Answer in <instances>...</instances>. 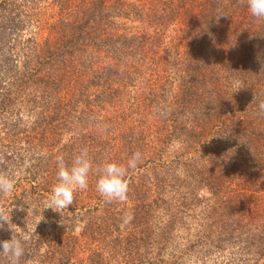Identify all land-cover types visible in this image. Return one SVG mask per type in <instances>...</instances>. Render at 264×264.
Returning <instances> with one entry per match:
<instances>
[{"label": "rangeland", "instance_id": "1", "mask_svg": "<svg viewBox=\"0 0 264 264\" xmlns=\"http://www.w3.org/2000/svg\"><path fill=\"white\" fill-rule=\"evenodd\" d=\"M115 1L122 4L124 13L129 14L115 18L118 25H126V29L120 28L119 32L159 34L162 37L158 52L150 53L154 62L148 67L146 76L141 74L132 78L130 73L125 77V71L131 72L132 66L124 68V65L114 72L118 75L113 76L112 70L108 71L105 66L102 70L104 79L94 85L91 84V72L87 71L81 79L80 83H83L78 86L83 97H76L75 102L63 100L64 103L69 101L68 105L71 102L77 111L67 107V110L58 112L52 107L64 98V90L55 89L52 100L47 95L43 98L41 92L36 102L26 98L33 94L30 91L23 94L29 86L19 82L22 74L27 75L29 71L27 68L25 72L26 68L21 66L23 57L17 64L20 67L0 60L3 69H10L7 81L14 80L11 88L20 92V99H32L27 103L26 100L14 103V108L3 113L5 115L0 113V172L15 179V190L0 200V207L8 215L13 231L29 236L20 264H226L231 249L235 247L233 251L236 252L240 247L236 245L238 239L242 238L251 249L256 246L253 251H259L256 259L259 258L264 253L261 244L264 243V188L258 192L251 188L252 184L243 185V192L253 193V197L245 207L246 212L243 209L242 213L234 212L233 206L229 207L227 203L242 190L234 184L240 178L230 173L231 177H223L217 187L202 181L198 171L203 167L198 157L201 154L207 157V142L201 139L204 135L199 138L195 135L205 126L204 121L199 120L202 126L191 130L193 123L185 124L182 116L175 118L181 84L175 81L174 75L183 74V69L194 70L199 58L194 56L193 50L187 51L185 42H181L184 22H193L196 12L190 11L188 1L181 0H111V3ZM135 7L142 10L136 15L138 17L128 12ZM45 11L49 16L44 15L42 20L54 23V19H49L53 11H58L53 0H41L37 12ZM26 12L33 19H26L30 26L15 32L20 35L21 45L36 33L40 38L49 34L46 28L41 31L36 28L37 18L32 12ZM16 34L11 37L15 38ZM189 35L190 46L199 48V41L190 32ZM176 36L180 40L174 41ZM173 41L180 44L175 46ZM254 51L255 62L242 63L245 66L243 71L249 70L253 74L251 77L246 73L252 83L262 72L259 59L264 50ZM191 56H194L193 63L184 61ZM157 71L159 78L151 74ZM167 74L171 76L167 77ZM224 77L221 78L224 88L230 86L228 82L242 87L240 80ZM210 87L214 88L210 83L204 85L202 97L213 96L204 91ZM39 113L44 119L40 127L44 132L39 136L42 145L37 143L35 152L27 151L26 145L21 144V139L25 138L23 129L31 128ZM55 117L57 120L53 121ZM178 121L180 128L176 127ZM12 123L19 128L14 129ZM29 136L33 135H26ZM13 138L19 147L12 142ZM84 148L88 149L93 161L88 188L79 191L74 203L61 213L50 208L42 212L53 185L57 183L56 156L63 154L65 162L70 165ZM136 151L141 152L142 158L137 168L129 171L127 200L107 202L96 191L100 175L98 168L110 161L126 165ZM251 206L254 209H250ZM106 209L118 213L121 226L108 221ZM237 218H243L246 225L239 226L241 223L236 221ZM223 230H228L227 234L234 231V235H220ZM11 236L12 231L5 223L4 229H0V241ZM247 244L242 247L244 252L248 251L245 249ZM244 257L249 261H244ZM250 257L248 253L237 255L236 261L230 263L253 264ZM0 264H9L2 252ZM258 264H264L263 257L259 258Z\"/></svg>", "mask_w": 264, "mask_h": 264}, {"label": "trees", "instance_id": "2", "mask_svg": "<svg viewBox=\"0 0 264 264\" xmlns=\"http://www.w3.org/2000/svg\"><path fill=\"white\" fill-rule=\"evenodd\" d=\"M181 1H188L191 6L190 11L196 12V19L193 22H187L188 20L184 22L182 34L185 38L181 37V42H185L187 51L193 50L194 56L199 58L196 60L197 66L194 70L187 68L182 70L183 74L174 75L175 81L181 84V95L176 99L177 106L174 109L175 118L177 120L178 116H182L185 124L193 123L191 130L202 126L199 120L204 121V130L202 128L195 135V138L204 135L201 139L204 138L207 142V157H203L205 154L198 157L203 167L198 171L203 178L202 181L217 187L223 177L240 178L234 184L236 188L239 187L242 190H239V195L230 197L227 205L233 206L231 208L236 213H242V209L246 212L245 207L251 203L253 193L243 192V185L252 184L251 188L258 192L264 188V109L260 107L264 103V51H262V58L259 59L262 72L255 83L246 78V73L251 77L254 76L249 73V70L243 71L245 66H242V63H250L251 60L254 63V50H264V19H257L250 14L246 0L243 2L242 0ZM40 2L41 0H22L20 3L18 0H0V60L13 67H20L17 64L23 57L21 66L26 68L25 72L27 68L29 71L27 75L22 74L19 82L29 86L23 90V94L28 93L26 91L33 94L29 97L25 96L26 98L35 99L36 102V99L40 97L38 93L41 92L43 98L47 95L52 100L51 96H55L53 91L62 89L65 93L64 98L54 103L52 109L59 112L69 107L77 111L71 106V102L70 105L68 102H75L76 97H83L84 93L78 89V86L83 83V81L80 82L87 71L91 72L90 76L93 79L91 84L94 85H99V82L104 79L102 70L105 66L108 71L112 70L113 76L118 75L114 72L120 70L119 67L123 65L124 68L132 66L133 69L131 72L125 71V77H128L130 73L132 78L148 74V67L154 62L150 53L158 52L162 37L159 34L139 35L119 32L120 28L125 30L126 25H118L115 18L129 16L123 12L122 4L116 1L111 3V0H53L58 11L51 13L53 15L49 19L55 21L51 24L42 20L44 15L49 16L47 11L41 14L37 12ZM26 10L32 12V15L37 18L35 27L40 31L46 28L49 34L45 38H40L41 36L36 33L25 39L21 45V39H18L20 35L15 32L19 33L25 27L30 26L26 19H33ZM141 11L136 7L132 10L128 9L131 16L133 14L135 17H138L136 15ZM162 25L167 26L166 23ZM255 28L258 31H254ZM189 32L199 41L197 43L199 48L193 49L190 46L187 39L190 38ZM13 33L16 34L15 38L11 37ZM174 38V41L180 40L178 36ZM174 41L173 45L180 44ZM173 45L169 47L172 48ZM186 53L189 56V52ZM213 55H215V61L213 60L211 64ZM259 55L260 52L257 58ZM194 56L185 58L184 61L193 63ZM224 62L227 64H223ZM158 68L159 65L156 69ZM0 71L2 73L0 113L5 115L3 113L14 108V103L26 99H20V92L11 88L14 80L7 81L11 73L10 69L5 70L3 66H0ZM151 74L158 75L159 78V71ZM226 75L229 80H240L242 87H235L234 83L228 82L230 86L224 88L221 78L225 79ZM170 76L167 74V77ZM11 79L14 77L12 76ZM208 83L214 88L210 87L204 91L213 96L202 97L204 94L202 88ZM14 85L17 86V83ZM32 99L26 100L25 103ZM63 100L69 101L64 103ZM40 115L41 113L35 118L36 121L31 128L27 126L23 129L25 138L21 139L23 142L21 144L26 145L25 150L27 151L31 149L35 152L37 143L42 145L39 136L44 132L40 130L44 119ZM56 120L55 117L53 121ZM3 124L9 126L7 122ZM12 126L14 129L19 128L15 123H12ZM176 127L180 128V121ZM26 133H31L33 136L26 137ZM15 141L18 142L17 139ZM12 142L19 147V144L14 142V138ZM250 209L254 208L251 206ZM64 210L66 208L62 211ZM105 212L108 221H112L115 226H121V219L117 217L118 213L109 209ZM243 220V218L236 219L241 223L239 226L244 224ZM227 231L223 230L219 234L225 236ZM229 234L233 236L234 231L227 235ZM238 241L236 245L240 246L238 249L241 250L237 249L235 252L233 251L235 247H233L226 264H231V261H236L237 255L245 253L251 256L250 263L252 261L253 264H258L260 257L264 258V253H262L263 255L260 254L256 259L259 254V251H253L256 246L251 249V245L247 244L245 239H238ZM245 244H247L245 247L248 249L247 252H244L242 248ZM261 244L264 245V243ZM244 261L249 260L244 257Z\"/></svg>", "mask_w": 264, "mask_h": 264}, {"label": "clouds", "instance_id": "3", "mask_svg": "<svg viewBox=\"0 0 264 264\" xmlns=\"http://www.w3.org/2000/svg\"><path fill=\"white\" fill-rule=\"evenodd\" d=\"M246 3L253 17L264 19V0H246ZM260 107L264 109V103ZM141 158V152L136 151L126 165L110 161L100 166L98 168L100 175L96 182V191L100 196L109 203L126 201L129 192V171L137 168ZM55 159L57 164V183L53 185L49 199L44 204L42 212L50 208L54 212L61 213L63 209L69 208L74 203L76 194L88 188L89 175L93 171V161L87 148L82 149L74 157L70 165L65 162L63 154L57 155ZM14 190L15 179L6 172H0V200L7 198ZM5 223L11 229L12 236L8 240L0 241V252L8 258L9 264H20L21 258L25 255L29 236L15 233L10 227L8 215L0 207V229H4Z\"/></svg>", "mask_w": 264, "mask_h": 264}]
</instances>
